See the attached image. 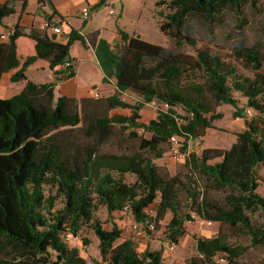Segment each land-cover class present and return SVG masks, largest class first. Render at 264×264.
<instances>
[{
  "label": "trees",
  "instance_id": "obj_1",
  "mask_svg": "<svg viewBox=\"0 0 264 264\" xmlns=\"http://www.w3.org/2000/svg\"><path fill=\"white\" fill-rule=\"evenodd\" d=\"M250 2L159 1L157 7L170 10L168 14L159 11L165 19L160 27L179 46L185 41L194 46L185 35L190 20L214 21L232 10L244 23ZM105 3L101 0L95 9ZM26 6L27 1L23 11ZM14 13L9 5L0 3V83L3 75L13 70H17L11 78L13 83L26 81L19 94L0 99V264H90L79 249L66 242L69 236L78 238L87 227L99 241L101 261L93 264H165L161 250L140 254L132 239L118 243L124 231L117 224L106 229L96 218L99 207L106 208L109 215L130 212L150 235L171 213L167 236L173 244H179L186 234V222L192 220L185 212L188 206L201 219L218 223L216 236L197 239V255L188 264H218L219 257L225 259L224 264H240L251 248L264 247V223L257 225L251 219L258 212L264 219L257 171L264 166V55L259 46L237 52V57L257 73L249 78L238 75L217 55L205 51L197 57L172 54L163 46L119 29L124 49L119 58L112 53L103 56L97 50L102 69L116 79V94L84 98L75 106L59 98L51 112L58 82L76 75L74 67L62 68L70 59V48L75 41L86 42L75 31L68 43L62 44L53 41L47 31L26 32L18 26L1 41V34L8 33L5 19ZM20 37L36 43V54L25 62L18 55ZM40 60L47 61L52 70L61 67V77L42 85L28 81L27 69ZM195 74H203L205 82L187 80ZM127 91L138 92L143 100L135 105L127 103L121 98ZM234 91L247 99L245 110L239 107ZM153 102L168 105V109L143 123L140 112ZM221 105L232 106L236 118H246L247 109L257 116L246 119L245 130L236 134V142L229 149L189 152V141L203 138L209 129L216 128L215 121L223 117L217 111ZM177 107L186 115H179ZM118 109L130 110L131 114L110 116ZM47 129L83 147L79 165L73 169L66 166L61 149L44 138ZM117 130L124 143L121 149L110 150L108 145ZM174 138L194 179L180 173L171 175L155 163L172 150ZM128 176H134L135 182L129 183ZM184 195L189 198L187 204ZM152 206L154 216L150 215ZM224 228L241 230L250 238V246H231ZM83 243L88 245L86 239Z\"/></svg>",
  "mask_w": 264,
  "mask_h": 264
},
{
  "label": "rangeland",
  "instance_id": "obj_2",
  "mask_svg": "<svg viewBox=\"0 0 264 264\" xmlns=\"http://www.w3.org/2000/svg\"><path fill=\"white\" fill-rule=\"evenodd\" d=\"M115 2L116 9L121 12L125 9V16L122 18L126 32L130 35H139L143 40L163 46L170 50L172 54L183 53L193 57H197L200 51H205L210 55L219 56L226 64L234 67L238 75L244 77L255 78L257 73L254 69L244 60L237 57V52L243 48H253L259 46L264 55V0H258L252 2L245 10L244 23H241L239 17L229 10L223 16L216 17L214 21H206L204 19H193L187 24L185 35L193 43L190 45L188 41H185L183 45L179 46L177 41L166 35L161 30V23L165 19L158 13L162 11L164 14H168L170 10L167 6L157 7L159 1L169 3L171 0H113ZM110 7L103 6L99 9L101 13L106 16ZM106 21L115 22V17L105 18ZM75 50L78 52L85 51L82 46H77ZM81 47V48H80ZM83 49V50H81ZM124 51V49H123ZM94 67V66H91ZM91 67L84 66L81 73L82 84H88L94 76V71H91ZM78 71V70H77ZM188 81L196 83H204L205 77L203 74H195L189 76ZM233 95L239 101V107L242 109L247 108V99L243 97L241 93L233 92ZM121 98L132 105L141 102L142 96L135 91H127L121 95ZM264 102V101H263ZM164 105L158 104H146L141 110V121L148 123L150 120L155 119L161 110H167ZM53 104L50 106V111L53 112ZM179 115H186L183 108L177 107L175 109ZM217 111L223 115L220 120L215 121V129H209L203 138L189 141V152H196L201 154L204 149H229L236 142V134L241 133L246 128V119L250 120L257 116H247L246 118H236L234 115L235 109L230 105H221L217 108ZM114 114L126 115L131 114L130 110L118 109L110 113V116ZM180 122H182L180 120ZM117 136L110 142L108 149L117 150L121 149L122 133L117 130ZM44 138L48 139L51 144L58 146L61 152L66 156V166L69 169H73L76 165H79L84 157L85 150L79 144L70 142L59 132L47 129L44 132ZM183 142L184 140H180ZM128 143L126 142V146ZM180 145L178 141L173 145L172 150L169 149L162 159L156 160L155 163L163 170L168 171L171 175L180 173L184 177L190 178V170L185 166V157L177 158L175 150L179 151ZM180 153V151H179ZM258 174L260 178V187L258 193L264 197V166L258 168ZM194 179V178H193ZM127 181L129 183L135 182L134 176H128ZM193 181V180H192ZM197 189V187H196ZM187 195L183 196L184 202H188ZM62 206L61 203L58 204ZM154 206L150 208V215L154 216ZM192 208L186 207L185 212L191 215L192 220L186 222V234L179 239V244H176V249L173 252H167V249L173 244L167 236V226L172 218V214L169 213L161 223V227L153 232L151 235L145 231V228L136 223L134 217L130 212L114 213L109 215L106 208L99 207L96 212V218L103 223L104 227L111 230L114 224H117L123 231V238L118 241L122 243L126 239H132L136 244L138 253L144 254L147 250L156 251L161 250L163 252L165 264H188L191 257L197 255L196 245L197 239L200 237L212 238L219 232L220 225L218 223L208 224L207 221L198 217V215L192 212ZM251 219L254 224L264 223V219L261 214L255 213L251 215ZM224 236H226L227 242L233 246L248 247L251 244L250 238L242 233L241 230H234L230 228H224ZM83 239L88 241V245H84ZM67 244L71 248H77L83 258H85L90 264L96 261H101L98 245L99 241L94 231L87 227L80 232L78 238L70 237ZM264 260V247L251 248L241 259L240 264H260Z\"/></svg>",
  "mask_w": 264,
  "mask_h": 264
},
{
  "label": "crops",
  "instance_id": "obj_3",
  "mask_svg": "<svg viewBox=\"0 0 264 264\" xmlns=\"http://www.w3.org/2000/svg\"><path fill=\"white\" fill-rule=\"evenodd\" d=\"M27 1L25 11H23L24 3ZM101 0H0L1 4L11 7L15 13L5 19L4 29L8 33L13 32L18 26L21 30L30 32L31 30L47 31L52 37L54 34L46 29V25L51 23L53 26L62 30L61 35H57L58 42L67 44L69 35L75 31L84 38L86 45L81 41H75L70 48V60L75 62V76L70 79L58 82L55 87L52 104L55 105L59 98H63L65 103L71 106L77 105L84 98H94L99 95L100 98H108L116 94V79L114 76L107 75L102 69L100 63L101 55L112 53L113 57L121 56L123 53L122 38L119 29L126 32L124 23L120 20L125 16V9L119 12L115 7L113 0H106L104 5L110 7L106 16L95 9V6ZM85 8H89L91 15L89 19H83L81 13ZM114 10L115 14L110 15V11ZM115 17V22H108L105 18ZM132 36V35H131ZM18 55L22 62L36 54V43L25 37L17 40ZM82 46L85 51L78 52ZM75 48H78L76 51ZM81 48V47H80ZM83 50V49H81ZM98 50V52H97ZM84 66L91 67L94 76L88 84H82L81 73ZM61 67L52 70L49 63L40 60L30 66L26 71L28 81L42 85L55 81L56 77H61L59 71ZM78 70V71H77ZM17 70H13L3 75L0 83V99H9L19 94L26 86V81L13 83L11 78ZM168 251H165L167 253Z\"/></svg>",
  "mask_w": 264,
  "mask_h": 264
},
{
  "label": "built area",
  "instance_id": "obj_4",
  "mask_svg": "<svg viewBox=\"0 0 264 264\" xmlns=\"http://www.w3.org/2000/svg\"><path fill=\"white\" fill-rule=\"evenodd\" d=\"M114 14H115V11L114 10H111L110 11V15H114ZM81 15H82L83 19H85V20L89 19L90 15H91L90 9L89 8H85L82 11ZM46 29L49 32H51L53 34H56V35H61L62 34V30L59 27L53 26L51 23H48L46 25ZM8 37H9V33H5V32L2 33L1 34V41H6L8 39ZM74 64H75V62L73 60H70L69 59V60H67L65 62V64L62 66V68L64 70H69V69H71V68L74 67ZM94 98L99 99L100 96L99 95H95ZM153 104L155 105L157 103L156 102H153ZM164 106L166 108H168V105H164ZM246 115L247 116H253L254 115V111L252 109H247L246 110ZM173 142L176 143L177 140L174 138L173 139ZM175 154H176V157L177 158H184V157H186L185 155L179 153V151H177V150H175ZM208 224H212V222H208ZM150 230L154 231V226L153 225H150ZM69 240H70V236L66 238V242L69 241ZM175 249H176V244H172L167 250H168V252H173V251H175ZM216 262L218 264H224L225 263V259L222 258V257H219V258H217Z\"/></svg>",
  "mask_w": 264,
  "mask_h": 264
},
{
  "label": "water",
  "instance_id": "obj_5",
  "mask_svg": "<svg viewBox=\"0 0 264 264\" xmlns=\"http://www.w3.org/2000/svg\"><path fill=\"white\" fill-rule=\"evenodd\" d=\"M51 39H52L53 41H56V40H57V35L54 34V35L51 37Z\"/></svg>",
  "mask_w": 264,
  "mask_h": 264
}]
</instances>
